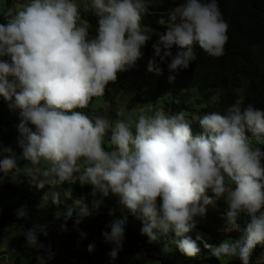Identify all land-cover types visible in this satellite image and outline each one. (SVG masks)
I'll return each instance as SVG.
<instances>
[{"label":"clouds","instance_id":"clouds-1","mask_svg":"<svg viewBox=\"0 0 264 264\" xmlns=\"http://www.w3.org/2000/svg\"><path fill=\"white\" fill-rule=\"evenodd\" d=\"M151 6L152 0H90L84 8L98 17L94 38H89L91 25L80 19L73 0H30L7 23H0V97L10 109L19 110L21 149L18 156L10 146L0 145V181L9 173L15 181L21 172L18 161L23 160L31 185L53 189L44 194L45 202L51 195L59 203L61 193L54 189L65 182L90 184L92 210L84 197L74 201L79 212L73 226L82 239L88 234L78 226L112 195L143 221L141 231L150 242L158 239L154 229L171 230L179 251L188 257L200 252L197 241L202 236L188 235L196 228V218L206 216V206L223 200L225 218L235 229L241 213L249 217L243 243L225 239L204 246L218 259L238 257L242 264H250L254 247L264 244V151L253 147L248 134L264 145V109L242 107L237 101L226 115L212 112L200 117V132L195 135L183 112L141 113L134 122L118 119L112 124L104 116L76 110L102 96L119 72L142 58L151 35L142 30L141 21ZM157 22L166 26V32L152 44L149 72L161 73L157 57L161 62L170 58V70L187 68L197 60L194 46L210 56L225 54L228 24L218 0H184L167 21L161 17ZM109 132L111 151L103 147ZM64 195L70 198L71 188ZM61 215L60 229L66 232L73 212H57L55 218ZM105 228L103 241L112 245L107 255L115 261L123 249L124 221L114 219ZM21 229L26 246L37 250V264L54 258L51 244L39 241L40 235H49L47 224ZM95 247V242L89 243L87 251L92 253ZM40 250H45L47 259Z\"/></svg>","mask_w":264,"mask_h":264},{"label":"trees","instance_id":"trees-1","mask_svg":"<svg viewBox=\"0 0 264 264\" xmlns=\"http://www.w3.org/2000/svg\"><path fill=\"white\" fill-rule=\"evenodd\" d=\"M183 2L184 0H156V2L152 0L149 14H144L142 17V30L144 32L146 30L155 32L156 37L153 40L156 42L159 35L166 32V26L160 25L157 21L161 17L167 21L168 14ZM218 6L228 24V40L223 56H210L199 46H194L197 60L190 61L187 68L180 67L170 70L168 64H164L157 57V64L162 69L161 73L157 74L147 70L148 61L153 56L151 55L146 60L145 56L150 55L149 52H146L134 67L118 73L117 81L106 86L102 95L104 100L98 103L106 99L109 100L107 98L110 96V91L107 89L109 86H122L123 82L132 79V77L137 78L141 74H149L157 79L151 97L148 98L150 103L153 106L161 103L159 111L165 114L171 115L183 112L194 135L200 132L198 124L200 117L212 112L226 115L227 110L237 101H242V107L252 104L256 108L264 109V0H218ZM7 22L8 20L3 21L0 18V23ZM91 33L89 30V34ZM94 33L97 35V32ZM171 51L176 53L177 48L173 46ZM169 77H174V80L170 81ZM140 100L139 95L135 102L138 103ZM84 109H77V111H81L90 117L96 116L95 112ZM156 111L152 110V112ZM248 135L250 140L255 139L250 133ZM255 147H260L264 151V145H259L257 141ZM16 153L19 155L21 149ZM26 163L23 160L18 161L21 172L17 174L15 181L12 180V174L9 173L6 176L7 178L0 183L1 227L4 225L5 220L17 221L20 228L32 227L34 222L32 224L29 220L26 223L18 219L20 208L25 209V211L29 210L32 219L37 215L40 216L41 220L37 223L46 224L55 221L52 224L55 226L62 223L61 217H63L61 215L59 220L56 219L55 214L57 212L66 214L71 209L73 216H77L79 207L74 204V201L78 198L84 197L85 203L88 204L90 209V201L93 199L91 196L92 186L90 184L82 186L79 181L72 184L65 182L54 189L61 193L59 203H54L51 195L45 202L43 200L44 194L50 193L53 189L49 185H45L43 189H37L31 185L23 171ZM2 175L3 173H0V176ZM69 188L72 191L70 198L64 195L65 190ZM15 197L17 200H15ZM99 197L101 198V194H97L96 198L99 199ZM6 198L10 199V203L4 205L6 208L2 209L1 200H6ZM117 199L112 195L103 198L104 202L100 207L98 217H94V212H92L91 216L84 218V229L82 231L88 234L86 237L88 240H101L102 231L108 230L105 228L106 224L114 219H120L124 221L125 240L132 244V252L139 253L140 259L146 261L150 259L147 264H242L238 257L225 256L223 259H218L213 256L210 249L201 248L203 240L197 241L200 248L198 255L188 257L179 251L174 242L177 237L171 230L163 233L159 229H154L153 231L157 233L158 239L150 242L148 236L141 231L143 221L130 212L123 213L121 211L122 206L118 204ZM13 203H21V205L19 207L18 204L13 205ZM110 211H112V215H109ZM75 219H70L72 226ZM239 221L240 223L237 222L238 229L234 228L222 239L218 238L216 242H212L214 244L212 245H218L225 239L230 242L240 241L243 243V229L249 222V217L242 214ZM15 226V224H11V229H6L5 233L13 230ZM193 230L207 232L204 227L199 225H196ZM193 230L188 235L196 239L197 233ZM77 239L81 242L84 241V238L82 239L80 235ZM24 242L25 237L22 234L15 235V240L12 241L14 246L15 243L20 246ZM83 244H85V241ZM106 245L104 243V246ZM16 249V252H18V248ZM250 264H264V244H257L254 247L250 256Z\"/></svg>","mask_w":264,"mask_h":264},{"label":"rangeland","instance_id":"rangeland-1","mask_svg":"<svg viewBox=\"0 0 264 264\" xmlns=\"http://www.w3.org/2000/svg\"><path fill=\"white\" fill-rule=\"evenodd\" d=\"M29 2L30 0H0V18L3 21L9 20L11 16L15 15V13L23 5ZM73 2L78 5L81 14L80 19L87 20L91 25L89 30L92 33L89 34V38H94L96 36V33L94 32H96V28L98 26V17L92 11H87L84 8L85 3L90 4V0H73ZM146 32L150 33L151 35V39L147 42L146 46L142 48L143 54L146 52L150 53V55L145 56V59L147 60L151 55L153 56L154 54L152 44L155 43L153 39L156 37V34L155 32H150L148 30H146ZM174 54L175 52L173 55ZM163 63L169 64L170 58H166ZM156 82V77H153L149 74H141L140 76H137V78L132 77V79L123 82L122 86H109L107 88L110 91V96L107 97L109 100L106 99L105 101L98 103L99 101L104 100L103 96L93 97L88 107H86L84 110H91L92 112L96 113V116H104L109 119L112 124H114L118 119L131 120L134 122L138 119V116L141 113L147 115L155 114V112H152V110L159 111L161 109V103L153 106L152 103H150V99L148 98L151 97V93ZM139 95L141 100L137 103L135 102V99L137 96L139 97ZM2 99L3 97H0V145L4 147L10 146L15 152H17L20 150L17 144V137L19 135L17 130V125L19 123V110L10 109L9 102ZM118 111L122 112L123 115L118 116ZM29 126L33 127V130H35L34 126ZM251 142L253 147H255L256 139H251ZM103 143L105 150H113V146L110 144V132L104 136ZM6 178L7 177H4V179ZM8 188L12 190L10 186H8ZM208 195H212V193L209 191ZM15 200H17L16 197ZM92 200L90 201L91 210ZM9 203L10 199L8 198H6V200H1L2 209L6 208L4 205ZM17 204L18 203H13V205ZM20 205L21 203L18 204L19 207ZM206 207V216L203 218L197 217L196 219L198 221L197 225L204 227L207 232H198L196 230L193 231L202 236L203 242L201 248L207 250V248L204 246L205 242L212 245V242H216L218 238L222 239L223 236L228 235L230 231H225L226 227L233 230L235 226L227 222L225 218L227 205L223 200H218L216 201L215 205H208ZM19 211L24 212L25 214L23 216H18V219L26 223H28L30 220L32 224L33 222L34 224H37V222L41 220V217L38 215L32 219L30 217L31 212L29 210H26V212L25 209L20 208ZM121 211L123 213L128 212L123 208ZM93 212L94 217H98L100 214V209L98 212L95 210H93ZM242 214L243 213L237 217L238 223H240L239 219H241ZM1 216L2 215H0V218ZM76 217L77 216H72V218ZM61 220L63 223L64 217H61ZM54 222L55 221H50L46 223L48 225L49 235L47 237L40 235L39 237L40 242L44 244L46 243V245L50 243L52 250L56 253L53 259L47 261V264H139L141 262V264H147V261L150 260L147 259L146 261L145 259H140L139 253L132 252V244L124 240L123 249L119 252L118 258L115 261H111L107 253L111 250L112 245L107 244L104 246L103 237L101 240L93 241L88 240V238H84L85 244H83L84 241L81 242L77 239L79 232L74 226H72L70 219L67 221L68 231L66 232L61 231L60 225H52ZM11 224H15L16 226L13 230L5 233L6 229H11ZM17 224V221L13 222L12 220H5L4 225L2 227L0 225V264H37V250L27 247L25 242L20 244V246L16 243L15 246L13 245L12 241L15 240V235L21 234L22 231ZM78 227L80 230H83L84 222L82 221ZM92 242H95L96 247L92 253H89L87 251V245ZM16 248H18V252H16ZM40 254L44 255L45 259H47L45 250H40ZM220 259H223V257ZM138 260H140V262H138Z\"/></svg>","mask_w":264,"mask_h":264},{"label":"bare ground","instance_id":"bare-ground-1","mask_svg":"<svg viewBox=\"0 0 264 264\" xmlns=\"http://www.w3.org/2000/svg\"><path fill=\"white\" fill-rule=\"evenodd\" d=\"M176 87H178V86H176ZM207 105V104H206Z\"/></svg>","mask_w":264,"mask_h":264}]
</instances>
